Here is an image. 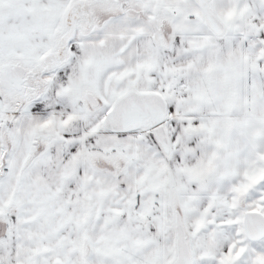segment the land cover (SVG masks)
Returning a JSON list of instances; mask_svg holds the SVG:
<instances>
[{"label": "snow or ice", "instance_id": "6c2138e0", "mask_svg": "<svg viewBox=\"0 0 264 264\" xmlns=\"http://www.w3.org/2000/svg\"><path fill=\"white\" fill-rule=\"evenodd\" d=\"M0 264H264V0H0Z\"/></svg>", "mask_w": 264, "mask_h": 264}]
</instances>
